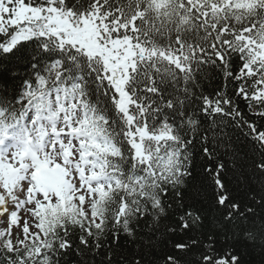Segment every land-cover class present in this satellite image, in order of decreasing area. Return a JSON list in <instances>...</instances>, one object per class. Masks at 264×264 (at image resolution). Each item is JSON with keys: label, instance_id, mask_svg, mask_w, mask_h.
Returning <instances> with one entry per match:
<instances>
[{"label": "snow or ice", "instance_id": "obj_1", "mask_svg": "<svg viewBox=\"0 0 264 264\" xmlns=\"http://www.w3.org/2000/svg\"><path fill=\"white\" fill-rule=\"evenodd\" d=\"M0 264H264V0H0Z\"/></svg>", "mask_w": 264, "mask_h": 264}, {"label": "trees", "instance_id": "obj_2", "mask_svg": "<svg viewBox=\"0 0 264 264\" xmlns=\"http://www.w3.org/2000/svg\"><path fill=\"white\" fill-rule=\"evenodd\" d=\"M213 87L217 86L215 81H213ZM239 143L238 149L240 152L246 154V156L251 157L253 156V152L251 149V144L249 143L248 139L239 133ZM200 158L197 157V161L199 162ZM242 164L245 162L242 160ZM226 180L229 181V188L233 191H240L247 187L249 183H251V176L250 173L247 171L246 164L243 168H237L234 172L230 171L226 177ZM242 194V193H241ZM187 195L195 200L198 201L200 205H202L206 211L207 217L209 221L215 218H219V212L216 211L211 207L212 204V193L211 189H209L204 181L203 177L198 175V171L194 172L193 178L190 179L187 188ZM121 252L124 255L131 256L132 253L136 249V245L133 244L129 240L122 239L120 241ZM253 258L258 261L259 257L253 254ZM75 260V258H73Z\"/></svg>", "mask_w": 264, "mask_h": 264}]
</instances>
